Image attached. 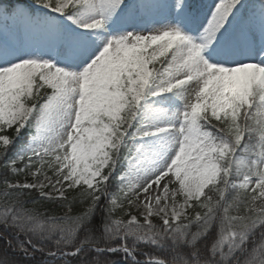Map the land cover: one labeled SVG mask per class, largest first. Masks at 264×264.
Masks as SVG:
<instances>
[{"label":"snow or ice","instance_id":"6c2138e0","mask_svg":"<svg viewBox=\"0 0 264 264\" xmlns=\"http://www.w3.org/2000/svg\"><path fill=\"white\" fill-rule=\"evenodd\" d=\"M0 264H264V0H0Z\"/></svg>","mask_w":264,"mask_h":264},{"label":"rangeland","instance_id":"374dc122","mask_svg":"<svg viewBox=\"0 0 264 264\" xmlns=\"http://www.w3.org/2000/svg\"><path fill=\"white\" fill-rule=\"evenodd\" d=\"M134 214H135V210H134Z\"/></svg>","mask_w":264,"mask_h":264}]
</instances>
